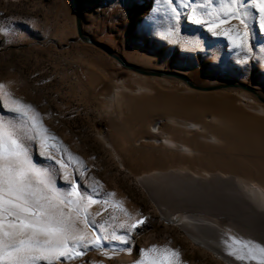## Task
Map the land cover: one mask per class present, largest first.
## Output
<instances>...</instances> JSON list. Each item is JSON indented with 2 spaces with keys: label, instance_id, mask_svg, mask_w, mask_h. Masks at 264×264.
Here are the masks:
<instances>
[{
  "label": "rangeland",
  "instance_id": "1",
  "mask_svg": "<svg viewBox=\"0 0 264 264\" xmlns=\"http://www.w3.org/2000/svg\"><path fill=\"white\" fill-rule=\"evenodd\" d=\"M81 2L83 35L120 57L125 64L146 71L182 74L202 87L243 84L264 97V65L260 63L264 56V33L259 31V14L254 8L249 9L252 13L249 48L252 51L246 53L230 45L223 35L213 36L206 30V24L195 25L188 20L193 11L206 14L218 8L219 0L172 3L181 13L178 20L173 19L162 0ZM203 18L211 19L207 15ZM222 27L243 30L234 19ZM185 41L196 46L182 48ZM117 80L132 87L150 82L165 95L178 97L184 112L191 107H209L229 113V104H233L243 113L264 118V113L257 110L264 104L246 91L199 92L178 80L141 76L123 68L99 48L79 39L75 0H0V84L11 99L37 111L41 123L56 138L59 151L50 149L49 154L53 163L56 160L66 163V173L59 170L53 173L57 187L66 190L70 182L76 181L80 190L95 189L101 197L112 193L109 201L120 207L113 208L101 199L88 209L98 224H126L141 218L145 221L130 233V252L120 250L128 245H119L110 239L111 232L122 234L124 229L110 227L109 241L104 247L93 249L90 246L83 255L66 264H135L140 258L139 250L147 251L153 246L178 251L181 264H225L212 253L203 252L180 228L166 221L167 214L189 209L166 203L163 193L151 198L138 182V175L155 169L151 166L153 158H140L132 152L135 148L145 146L151 155L165 153L173 159L177 158V153L146 141L149 126L162 117L158 111L146 115L144 123L126 136L111 129L107 113L116 111L120 119L125 116L124 108L112 107L105 98L107 87ZM0 116L18 119L15 113L7 112L2 98ZM211 124L217 127L216 123ZM99 134L107 138L109 145L98 138ZM185 134L187 138H196L201 133L183 129L182 135ZM197 142L199 146H217L205 140ZM31 156L38 167L51 169L34 142ZM202 156H205L202 151L179 155L181 171L196 175L229 174V169L205 166L199 160ZM208 156L211 163L216 162L214 157L222 162L229 160V156L220 153ZM96 231L99 233L98 228ZM116 244L118 247H110Z\"/></svg>",
  "mask_w": 264,
  "mask_h": 264
},
{
  "label": "bare ground",
  "instance_id": "2",
  "mask_svg": "<svg viewBox=\"0 0 264 264\" xmlns=\"http://www.w3.org/2000/svg\"><path fill=\"white\" fill-rule=\"evenodd\" d=\"M106 90L110 105L125 110L122 119L116 111L107 113L111 129L122 136L141 126L149 113L162 114L149 126L146 141L176 152L177 158L165 153L151 155L145 146L132 152L140 158H153L151 166L155 170L137 176L149 196L157 198L163 193L166 203L189 209L167 214L166 221L225 264H260L264 258L260 252L264 247V118L243 113L233 104H229V113L209 107H191L184 112L178 97L165 95L150 82L132 87L117 80ZM257 110L264 113V107ZM183 129L201 134L187 138V133L182 135ZM98 138L109 145L106 137L99 134ZM197 140L217 146H199ZM201 151L205 156L199 160L205 166L229 169V174L183 173L179 155ZM219 153L229 156L228 162L214 157L216 162L211 163L208 155ZM109 203L113 208L120 207Z\"/></svg>",
  "mask_w": 264,
  "mask_h": 264
},
{
  "label": "snow or ice",
  "instance_id": "3",
  "mask_svg": "<svg viewBox=\"0 0 264 264\" xmlns=\"http://www.w3.org/2000/svg\"><path fill=\"white\" fill-rule=\"evenodd\" d=\"M162 2L168 5L173 19L178 20L181 13L172 7V3L184 5L187 0ZM250 8L259 14L258 28L264 33V0H219L218 8L206 14L193 11L187 18L195 25L206 24V30L213 36L223 35L230 45L248 53L252 51L249 48ZM204 15L211 19L206 21ZM233 19L239 21L243 30L222 27ZM171 42L176 43L174 40ZM189 45L196 46L193 42L185 41L182 48ZM260 63L264 65V56H261ZM3 87L0 84L4 108L10 114L15 113L18 119L0 116V264H56L57 261L66 264L68 260L83 255L90 246L93 249L104 247L109 241L110 227L124 229L122 234L111 232L110 239L119 242V245H128L120 250L130 252V233L144 224L143 218L126 224H98L88 209L100 203L101 199L105 204L109 203L108 198L112 193L101 197L95 189L80 190L76 181L70 182L66 190H60L53 173L58 170L66 173V163L63 160L53 163L49 154L50 149L59 151L56 138L41 123L37 111L11 99ZM50 140L53 142L49 143ZM33 142L38 153L46 157L51 169L38 167L34 163L31 156ZM56 165L59 169H56ZM110 247L116 248L118 245ZM139 252L140 258L135 264H181L180 253L171 248L157 249L153 246ZM260 252L264 257V247L260 248ZM260 264H264V258Z\"/></svg>",
  "mask_w": 264,
  "mask_h": 264
},
{
  "label": "water",
  "instance_id": "4",
  "mask_svg": "<svg viewBox=\"0 0 264 264\" xmlns=\"http://www.w3.org/2000/svg\"><path fill=\"white\" fill-rule=\"evenodd\" d=\"M75 4H76V31H77V35L79 39L86 44H91L99 48L100 50L105 52L108 56L116 60L118 64L121 65L123 68L130 70L141 76L156 77V78H170V79L178 80L184 83L190 89H193L199 92H214V91H220V90L240 89V90L250 93L251 95L256 97L259 102L264 104V97H262L257 90L249 86L243 85V84L235 83V84H224V85H217V86H210V87H202V86H197L193 84L189 80L188 77L182 74L161 72V71H146V70L137 68L135 66L125 64V62L120 57L109 52L104 46H101L93 42L89 37H86L83 35V32H82V2L81 0H75Z\"/></svg>",
  "mask_w": 264,
  "mask_h": 264
}]
</instances>
